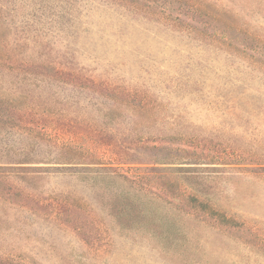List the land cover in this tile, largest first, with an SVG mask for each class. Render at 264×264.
Listing matches in <instances>:
<instances>
[{"label":"rangeland","instance_id":"rangeland-1","mask_svg":"<svg viewBox=\"0 0 264 264\" xmlns=\"http://www.w3.org/2000/svg\"><path fill=\"white\" fill-rule=\"evenodd\" d=\"M207 1L254 41L177 0H0V264H264V0Z\"/></svg>","mask_w":264,"mask_h":264},{"label":"trees","instance_id":"trees-1","mask_svg":"<svg viewBox=\"0 0 264 264\" xmlns=\"http://www.w3.org/2000/svg\"><path fill=\"white\" fill-rule=\"evenodd\" d=\"M177 1L181 2L185 7H187L188 10H190L193 15H197L199 17V19H200V22H204L206 24V26L207 25L212 26L215 23L224 24L223 30H219V31H215L214 30L212 33H210V35H206V36H208V37H210V38H212V39H214L216 41L217 40L220 41V43L222 45H225V43L228 44V41L231 39V36L229 35V33L232 32V31H235V33H238L237 34L238 36H236L237 38L242 36L244 38L245 42H247V40L248 41L249 40L250 41H254L245 32H243L238 27V25L235 24L234 21L231 20V17L227 16L224 13L226 11L223 10L221 7H215L214 8L213 5L210 4L207 0H177ZM163 15L166 16L165 13ZM202 32L203 33H208V32L201 31V32H199L200 35L203 34ZM203 35H205V34H203ZM210 38H208V39H210ZM240 53L244 54L245 52L244 51H240ZM256 62H257V60H256ZM128 198H131V197H128ZM196 203H199V202L196 201ZM200 204L202 206H204L205 208L206 207L210 208L205 203L200 202ZM132 206H133V202H131L129 204H126V207H128V209H132L133 208ZM170 209H172V208H170ZM200 209H202V208H200ZM212 211L213 210H209L210 215H216L219 219L225 220L226 217L222 216L221 214H219V213H217L215 211H214V214H213ZM134 226L138 227L137 230H139V231L141 229L142 231H146V232L152 233L154 235H157V234L158 235H163L165 233H171L170 230H166L167 227H168L167 225L163 226V222H160L158 224H151L149 222H141L140 221L139 223H136Z\"/></svg>","mask_w":264,"mask_h":264}]
</instances>
